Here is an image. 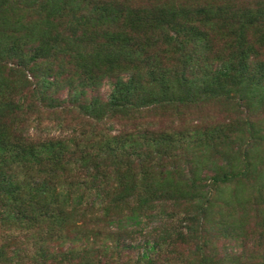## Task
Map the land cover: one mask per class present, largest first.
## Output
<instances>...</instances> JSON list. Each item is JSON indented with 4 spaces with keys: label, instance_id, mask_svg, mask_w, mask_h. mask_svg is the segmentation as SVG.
Masks as SVG:
<instances>
[{
    "label": "trees",
    "instance_id": "1",
    "mask_svg": "<svg viewBox=\"0 0 264 264\" xmlns=\"http://www.w3.org/2000/svg\"><path fill=\"white\" fill-rule=\"evenodd\" d=\"M263 159L264 0H0V264H264Z\"/></svg>",
    "mask_w": 264,
    "mask_h": 264
},
{
    "label": "rangeland",
    "instance_id": "2",
    "mask_svg": "<svg viewBox=\"0 0 264 264\" xmlns=\"http://www.w3.org/2000/svg\"><path fill=\"white\" fill-rule=\"evenodd\" d=\"M107 88L105 87V90H106ZM224 112H225V109H224V107L223 106H218L217 108H215V110L214 111H208L207 112V115H212L213 117H215V118H223V116H224ZM262 117V115H259V118H261ZM263 152V151H262ZM250 154H254L255 155V157L253 158V160H255V161H258L259 162V156L261 155V154H259V151H257V152H250ZM262 156V155H261ZM262 163L264 164V159H263V161H262ZM141 239H142V237H141ZM138 249L137 250H135V252L132 254V257H134V258H136V256L138 255Z\"/></svg>",
    "mask_w": 264,
    "mask_h": 264
}]
</instances>
